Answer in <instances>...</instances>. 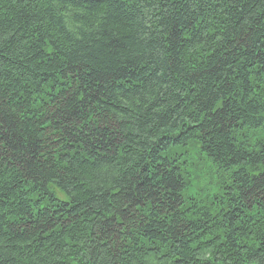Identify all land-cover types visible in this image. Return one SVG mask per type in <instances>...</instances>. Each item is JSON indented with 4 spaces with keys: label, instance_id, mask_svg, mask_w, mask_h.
Here are the masks:
<instances>
[{
    "label": "trees",
    "instance_id": "1",
    "mask_svg": "<svg viewBox=\"0 0 264 264\" xmlns=\"http://www.w3.org/2000/svg\"><path fill=\"white\" fill-rule=\"evenodd\" d=\"M0 264H264V0H0Z\"/></svg>",
    "mask_w": 264,
    "mask_h": 264
}]
</instances>
